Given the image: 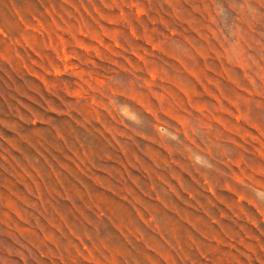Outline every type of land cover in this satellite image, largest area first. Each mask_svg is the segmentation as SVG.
<instances>
[{"label":"rangeland","instance_id":"374dc122","mask_svg":"<svg viewBox=\"0 0 264 264\" xmlns=\"http://www.w3.org/2000/svg\"><path fill=\"white\" fill-rule=\"evenodd\" d=\"M0 264H264V0H0Z\"/></svg>","mask_w":264,"mask_h":264}]
</instances>
